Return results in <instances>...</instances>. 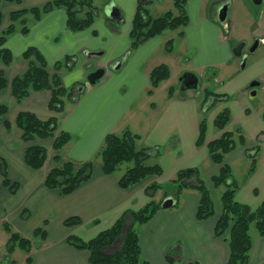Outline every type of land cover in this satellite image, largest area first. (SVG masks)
I'll use <instances>...</instances> for the list:
<instances>
[{"label": "crops", "instance_id": "1", "mask_svg": "<svg viewBox=\"0 0 264 264\" xmlns=\"http://www.w3.org/2000/svg\"><path fill=\"white\" fill-rule=\"evenodd\" d=\"M51 1L54 0H3L0 31L8 26L12 12L42 7ZM112 1L120 13L118 21L105 17L102 8L98 9L89 28L72 32L67 28L65 9L58 8L44 14L39 20L28 17V32L22 34L17 31L7 38L5 47L12 52L14 59L8 67L0 63V72L9 83L0 93V104L8 103L5 118L11 124V129L6 130L0 122V158L6 162L10 182L19 183L20 187L14 195L3 188L0 195L9 200V216L19 217L21 215L18 212L24 214L28 211L29 216L32 212L37 214L32 222L18 220L14 223L21 236L32 239L38 246L32 248L29 254L22 251L23 254L18 260L5 264H90L89 252L70 246L66 242L69 236L89 241L100 232L111 228L125 212L137 211L151 201L161 203L167 193L164 187L150 194L146 189L152 184L164 185L167 182L165 186L171 191L174 187L172 180L177 172L189 168L198 169L201 179L209 189L215 214L208 219L197 220L198 192L194 189L184 190L175 207L167 210L161 208L146 224L135 225L141 260L149 264H226L228 245L223 238L214 235L216 222L221 214L220 198L225 187L215 189L211 184V178L219 172L220 165L211 161L207 149V144L219 138L224 131L216 132L211 129L204 144L197 146L200 125L198 103L182 95L174 84L167 87L171 75L152 94H148L151 89L149 76L156 66L163 64L162 62L158 65L156 58L166 57L174 62L171 57L176 54L159 55L158 52L165 48L168 41L174 43L176 36L181 40L180 59L187 57L193 49L196 52L195 58L220 55V60L211 65L227 66L232 45L255 37L264 39V0L261 1L257 13L253 12L248 0H188V25L184 30H176V36L165 35L168 32L165 31L146 40L136 49H131L130 30L139 0ZM164 1L153 0L148 6L149 15H160L157 13L163 8ZM166 1L172 6V0ZM105 3L106 1L103 5ZM220 4L226 5L227 12L229 11L225 27L215 17V11ZM103 5L100 4L99 7ZM79 16L82 17L83 13ZM30 47L36 48L42 54L48 65V73L58 75L66 89H69V85H78L82 76H87L97 67L107 66L110 71L97 86L85 90V94L76 104L65 105L61 113L49 109L51 93L48 90L31 91L27 98L17 103L9 87L15 77L27 71L29 61L22 58V53ZM86 52L94 55L81 62L82 70H72L69 73L55 70L56 63L69 57L74 63L76 54L84 55ZM91 59L95 60L94 68L88 72L84 67ZM194 59L180 68L182 74H196ZM118 64L119 68L112 70ZM70 66L74 65L71 63ZM171 88L175 91L169 97ZM161 92L163 95L158 97L156 103L155 100ZM20 112H30L41 119L56 118L58 132L71 136L70 141L59 152L58 160L52 158L53 139L36 140L27 144L21 141V130L15 124ZM250 116L252 115L243 112V124L252 118ZM254 118L255 120L248 122V129L256 119L260 120L259 117ZM232 127L231 125L225 130H234ZM126 131L139 137L135 141L136 149H149L148 154L151 157L148 160L152 162L149 165L158 164L162 175L147 177L128 189H122L118 180L127 169L123 173H117V169L111 175L104 174L99 152L106 135L122 136ZM242 135L246 145L236 146L225 156L224 164L231 168L233 179L238 184L235 201L255 209L264 201V157L254 168H250L245 157L249 158L248 152L256 146L255 141L259 136L262 135L264 142V132L260 129L253 134L251 132L250 136L246 132ZM31 145H42L49 152L50 160L39 170H33L25 163V151ZM239 160L242 162L238 165L246 164L247 168L241 175L236 176L233 163ZM63 161L78 164L93 162L91 177L68 195H62L59 189H47L43 184L49 170ZM1 206L2 201L0 209ZM71 217L79 218L81 224L66 227L64 221ZM37 228L43 230L45 239L42 235L33 237ZM250 236L252 248L249 264H264V238L258 235L257 230L252 231ZM3 262L4 260L1 264Z\"/></svg>", "mask_w": 264, "mask_h": 264}, {"label": "trees", "instance_id": "2", "mask_svg": "<svg viewBox=\"0 0 264 264\" xmlns=\"http://www.w3.org/2000/svg\"><path fill=\"white\" fill-rule=\"evenodd\" d=\"M0 0V26L2 23V12ZM16 1L18 0H7ZM153 0L145 3L138 1L136 13L132 20L130 30L131 49H136L148 39L161 35L163 32L175 31L184 28L188 24L187 2L188 0H172L173 11H167L157 17L149 15L148 6ZM63 8L67 13V28L72 32H78L89 28L97 14V8L92 5V0H54L42 7H33L12 12L9 16L8 26L0 31V63L8 67L13 62L12 52L5 47L7 38L19 31L22 34L28 32V17L39 20L44 14L51 10ZM83 13V16L79 15ZM173 42L170 40L165 44L167 52L172 51ZM22 58L29 61L27 71L15 77L10 83V93L17 103L27 98L31 91H50L49 109L58 113L63 112L65 98H74L71 89H66L61 84L58 75H50L47 71V63L42 54L33 47L22 53ZM71 58V57H69ZM66 58L64 62H58L54 68L60 71L62 67L70 68L72 58ZM170 72L166 65L156 66L150 73L149 80L152 94L162 82L169 79ZM9 86L4 75L0 72V93ZM169 90V97L174 93ZM208 95L206 97V100ZM204 101V104L206 103ZM8 106L0 104V122L6 130L11 129V124L6 120ZM230 122V115L227 110L220 112L215 120L214 126L219 130H225ZM16 126L21 130V141L33 143L36 140L53 139L51 146L54 160L60 158L59 152L70 141L71 136L65 132H58L59 126L56 118L41 119L30 112H20L15 119ZM205 123L200 122L197 146L204 144ZM139 137L126 131L122 136L114 134L106 135L103 146L99 152L102 171L106 175L113 174L121 164L132 163L133 165L119 178L118 185L122 189H128L147 177H158L162 175V169L158 164L149 165L146 161L151 157L149 149H136L135 141ZM246 141L240 130L224 131L216 140L207 144L208 154L211 161L220 165L219 172L211 178V184L216 189L225 187L221 194V214L216 222L214 235L223 238L229 248V255L226 264H249V253L252 248L250 227L254 224L259 236L264 238V201L255 209L246 204L235 201V192L238 184L233 179L231 168L224 164L227 154L232 152L236 146H245ZM255 154L249 158L255 159L259 147L254 148ZM49 152L42 145H31L25 151V163L33 169L39 170L44 167L48 160ZM255 161V160H254ZM60 165L52 168L44 178V186L47 189H59L62 195H68L75 191L79 185L89 179L93 172V162L75 163L73 161L59 162ZM252 166V168H254ZM0 173L2 176L1 189H8L10 194H16L19 190V183H11L7 173L6 162L0 158ZM175 191L174 199L177 205L181 193L187 189H194L198 192L199 201L196 210V219L205 220L215 214L213 201L206 184L200 177L196 168L183 169L177 172L172 180ZM162 188L161 185L152 184L146 192L156 191ZM148 194V195H149ZM169 193H166L167 197ZM161 203L149 202L137 211L125 212L115 224L100 232L89 241H82L76 236H69L66 242L76 249L89 252L90 264H149L141 260V249L135 225L146 224L161 209ZM81 224L77 217H71L64 221L66 227H73ZM126 227L125 234L123 233ZM5 231L9 234L7 253H14L17 249L29 254L31 249L36 247L32 239H27L19 233L14 232L8 225L4 224ZM45 233L37 228L33 237ZM42 238V239H43ZM118 243V244H117ZM115 245L117 249L110 251ZM27 262L29 258H26Z\"/></svg>", "mask_w": 264, "mask_h": 264}, {"label": "rangeland", "instance_id": "3", "mask_svg": "<svg viewBox=\"0 0 264 264\" xmlns=\"http://www.w3.org/2000/svg\"><path fill=\"white\" fill-rule=\"evenodd\" d=\"M158 1V0H155ZM253 2V0H249V2ZM103 2L105 0H92V5L98 9H102L103 7H99L100 4L103 5ZM257 6L254 5L253 10H256ZM173 9L172 6L169 5V3L165 0L163 3V8L160 9V12L157 14H161L163 12H166L168 10ZM230 10V9H229ZM229 12V11H228ZM227 12V14H228ZM229 14L226 17V21L228 20ZM242 18V17H240ZM225 21V22H226ZM188 25V24H187ZM186 25V26H187ZM185 26V27H186ZM184 28H181L180 30H184ZM165 35H177V31H171L168 30V32L164 33ZM248 41H251L248 39ZM181 43L180 38L177 36L175 37L174 43L172 45V51L167 52L164 49L161 50V52H158L159 55H165L166 54H176L175 56L171 57L174 62H171L168 60L166 57H162L157 59L158 65L163 62V65H166L169 68L170 72V80L167 82L166 85L169 87V84L175 85L179 89V83L178 79L182 74V71H180V68L192 61L195 58V50L192 49L190 51L189 55L187 57H182L181 54V49L179 47V44ZM232 47H234L232 45ZM231 48V52H232ZM221 56L220 55H214V56H209V57H201L198 56L194 59V65L195 69L194 72L196 75L199 77V88L197 91H186V92H180L182 95L188 96L189 99L194 100L195 103H198V115L200 117L199 122L204 121L205 123V137L209 135V131L211 129L216 130V132L219 130L214 126V120L216 116L224 111L227 110L229 115H230V122L227 125L226 128H230L232 125L233 129L232 131L240 130L241 134L246 132V135L248 136L249 134L255 133V131H258L262 129V132H264V47H257V49L250 54L249 58L245 60V64L242 67L241 66V59L239 58H234L232 55L230 56V61L231 63H228L227 66L225 65H220V66H212L211 64L220 60ZM71 59V58H69ZM97 59V58H96ZM87 60L86 56L82 53L76 54V57H74L75 61L73 63L74 66L67 68V67H62L61 71L62 73L66 72H71L72 70H78L81 69V62H85ZM65 59L63 60V62ZM90 62L86 67H84L85 70L89 72V70H93L94 68V59L89 60ZM201 65H204L205 67H199ZM80 76L81 71L79 72ZM87 77H81L79 80V84L72 86L69 85V89L72 90V94L74 98H65V105L66 106H71L76 104V101L81 99L83 95L85 94V90L89 89L90 87H95V86H90L89 83L87 82ZM106 77H104L105 79ZM103 79V80H104ZM258 80L260 81V88L258 89V92L255 96H251L250 93H248V89L250 84L254 81ZM97 86V85H96ZM80 88V91H77V89ZM163 95V92H161L155 102L158 103V97H161ZM208 95V98L206 100V97ZM76 99V100H72ZM206 100V103L204 104V101ZM73 101V102H72ZM8 104V103H6ZM65 108V106H64ZM243 112L246 113L247 115H252L250 120H255V116L259 117L260 120L256 119L254 124L250 126V129L247 128V124L250 120L245 122L243 124V119L241 120L243 116ZM258 120V121H257ZM59 126V125H58ZM223 131V130H219ZM243 131V132H242ZM223 134V133H222ZM250 136V135H249ZM263 137L262 135L258 137L257 144L256 146L259 147V154L258 156L255 157V161L253 158H247L245 157L246 161H249L248 163L250 164V168L252 166L256 165L262 157H264V146H261L264 144L263 142ZM249 141V140H248ZM139 145V143H138ZM246 145V144H245ZM255 146V147H256ZM254 147V146H253ZM252 147V148H253ZM254 147V148H255ZM250 149L248 154H255V150ZM249 157V156H248ZM48 159L50 160V156H48ZM244 160V158H243ZM242 160L235 161L233 164V171L234 174L237 176L241 175L243 173V170H245L246 164L238 165ZM151 161H146V164H151ZM133 164L132 163H123L119 166L118 170L116 171L117 173H123L128 167H131ZM241 166V167H240ZM243 178V177H242ZM167 183V182H166ZM165 183V184H166ZM162 187L165 188V191L167 193H172L174 189L171 191L167 189L165 184L159 183ZM158 184V185H159ZM169 190V191H168ZM157 197V195H155ZM2 201V206L0 209V264L1 261L4 260L3 264L7 263L8 261H15L18 260L19 256L23 254L21 250H16L15 253L10 254L9 252L7 253V250L5 251V248H7L8 245V240H9V234L5 231L4 229V224L9 226L14 232L16 231V225L14 222H17L18 220L20 222H32L37 214L32 212L31 215L29 216L30 212H25L24 214H20L18 212V215H13L9 216L8 210L11 208L9 206V200L6 199L5 197H1L0 195V202ZM21 219V220H20ZM254 224L251 225L250 227V234L252 231H255ZM18 233V232H17ZM118 244V243H117ZM37 245V243H36ZM38 246V245H37ZM117 249V245H115L110 251H113ZM14 254V255H13ZM20 264V263H19Z\"/></svg>", "mask_w": 264, "mask_h": 264}, {"label": "water", "instance_id": "4", "mask_svg": "<svg viewBox=\"0 0 264 264\" xmlns=\"http://www.w3.org/2000/svg\"><path fill=\"white\" fill-rule=\"evenodd\" d=\"M106 3L103 5V14L105 17L109 19H114V20H119L120 18V13L116 5L113 3L112 0H105ZM141 3H145L148 0H140ZM226 15H227V7L226 5H219V7L216 10V17L217 20L220 23H224L226 20ZM244 46V43L239 44L235 48L232 49V55L236 58L241 57V51ZM257 46V43H255L252 47L251 50H254ZM101 54V53H100ZM98 54V55H100ZM86 57L93 56L94 53H84ZM119 68V64L116 67H112L113 69ZM110 71V68L107 66L106 67H98L94 71L90 72L87 74V82L89 83L90 86H96L98 85L104 77L107 75V72ZM179 83V91L180 92H186V91H197L199 88V77L192 73V72H184L178 79ZM256 84H252L250 87H254ZM255 94V93H254ZM253 154H249V157L252 156ZM175 196V191L170 193L165 199L162 200L160 207L162 209H171L175 207L176 201L174 199ZM126 227L123 230V233L125 234Z\"/></svg>", "mask_w": 264, "mask_h": 264}, {"label": "flooded vegetation", "instance_id": "5", "mask_svg": "<svg viewBox=\"0 0 264 264\" xmlns=\"http://www.w3.org/2000/svg\"><path fill=\"white\" fill-rule=\"evenodd\" d=\"M140 1V0H139ZM261 1L262 0H253V2L251 1V2H249V0H248V3H249V5L252 7V10H253V7H254V5L255 6H257V8H256V10H253V12H255V13H257L258 12V10H259V6L261 5ZM221 5H224V4H221ZM219 7V6H218ZM217 7V8H218ZM227 7V6H226ZM172 8H173V6H172ZM227 10H228V8H227ZM170 11H173L174 12V9H171ZM216 12V11H215ZM215 14V13H214ZM215 17H216V15H215ZM216 19H217V17H216ZM218 21V20H217ZM226 21V20H225ZM219 22V21H218ZM220 23V22H219ZM225 23L226 22H224V23H220L223 27H225ZM241 43H244V46H243V48H242V51H241V57L239 58V59H241V66L243 67L244 66V64H245V60L246 59H248L249 58V56H250V54L251 53H253L256 49H257V47L259 48V47H264V39H260V38H258V37H255V38H253L251 41H248V40H241V41H238L235 45H234V47H232V48H235L236 46H238L239 44H241ZM255 43H257V46H256V48L254 49V50H251L252 49V47H253V45L255 44ZM231 55H232V52H231ZM232 57H234L233 55H232ZM234 58H236V57H234ZM228 63H231V61L229 60L228 62H227V64ZM98 68V67H97ZM96 68V69H97ZM107 76V75H106ZM105 76V77H106ZM252 84H256V86H254V87H250ZM260 81H258V80H254L251 84H250V86H249V89H248V93H250V95L251 96H255L256 94H257V92H258V89L260 88ZM255 93V94H254ZM227 130V129H226ZM226 130H224V131H226ZM229 131V130H228ZM230 131H232V130H230Z\"/></svg>", "mask_w": 264, "mask_h": 264}]
</instances>
